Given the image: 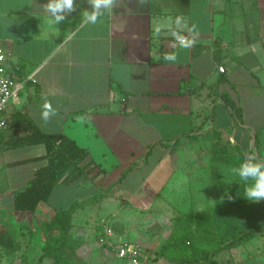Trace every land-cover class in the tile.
<instances>
[{
	"label": "crops",
	"instance_id": "crops-1",
	"mask_svg": "<svg viewBox=\"0 0 264 264\" xmlns=\"http://www.w3.org/2000/svg\"><path fill=\"white\" fill-rule=\"evenodd\" d=\"M47 3L0 0V44L19 76L33 74L5 113L0 221L4 195L14 209L15 193L46 163L45 145L25 141V118L45 133L74 139L105 171L94 180L56 184L39 216L90 199L74 219L102 201L114 217L129 202L150 208L156 197L167 205L185 195L189 207L212 214L206 228H192L201 246L264 230V221H240L243 210L264 200H247L245 182L232 172L253 153L264 159V0H113L111 13L101 8L95 23L84 18L89 0H74L76 11L56 25L48 23ZM222 93L235 101L242 121L220 97L214 101ZM45 101L54 110L47 118ZM229 186L242 202L217 207V189L229 193ZM236 247L238 256L227 251L233 248L219 252L218 264H238ZM263 247L256 254L264 256Z\"/></svg>",
	"mask_w": 264,
	"mask_h": 264
},
{
	"label": "trees",
	"instance_id": "trees-1",
	"mask_svg": "<svg viewBox=\"0 0 264 264\" xmlns=\"http://www.w3.org/2000/svg\"><path fill=\"white\" fill-rule=\"evenodd\" d=\"M217 97H220L231 110V113L239 121H242V112L228 94H219L214 98V101ZM214 114L215 110L213 116ZM21 121V127L28 130L26 143H42L46 148L44 155L46 163L35 171L34 177L27 187L14 195V213L16 215L29 213L32 217L30 221V242L33 247L24 251L21 264H44L47 258L52 261V264H91L85 257L80 255L78 249L81 237L76 236L73 231L76 210L83 206L85 202H89L90 199L76 200L65 208L56 209L49 218H44L43 221H35L33 217L38 207L49 201L54 186L59 182L71 184L79 179L90 178L94 180L105 171L101 168L100 163L90 159L89 149L80 146L74 139L65 134L45 133L29 119L21 118ZM132 168L131 165L125 170L119 181H122ZM216 178L217 185L223 186L219 182L220 177ZM232 187L229 186V193L226 190L222 193L220 188L217 189V207L233 206L242 202L237 201V195L233 193L236 190ZM118 221L114 219L113 222L116 231L119 229L118 224L120 222ZM177 221L182 222V229L171 241L163 245L160 251L174 264H218L216 255L222 250L242 245L255 236H264V230H241L235 232L226 240L217 241L210 248L197 245L196 234L192 229L193 226L198 230L204 229L211 224L213 220L210 211L194 209L182 214ZM18 246V238L8 225L2 221L0 223V250L10 254L14 253Z\"/></svg>",
	"mask_w": 264,
	"mask_h": 264
},
{
	"label": "rangeland",
	"instance_id": "rangeland-1",
	"mask_svg": "<svg viewBox=\"0 0 264 264\" xmlns=\"http://www.w3.org/2000/svg\"><path fill=\"white\" fill-rule=\"evenodd\" d=\"M161 196L163 199L168 198L167 194H162ZM184 196L179 195L178 198L175 196L176 202L174 204L168 202L170 203L169 205L168 203L165 205L164 202H160L162 199L158 201V197H156L154 204L150 208H144L140 205L137 207L136 203L129 202L128 205H123L124 209L120 210L118 214H114V217L111 216L112 214L107 215L112 211L108 209L109 207H106V202L102 201V206L99 208H97V202L89 204V207L77 212L74 219L73 231L76 236L81 237L78 249L80 255L85 257L91 264H128V261L116 255V251L113 248L99 243V237L103 232L101 219L103 217H111L113 221L114 219H119L122 222L118 224L119 229L115 230V234L119 236L121 233H126V237L133 240L136 239L141 243V260L144 264H174L166 256L162 255L160 251L163 245L171 241L182 229L181 224L177 222L178 218L185 212L195 209L194 205L189 207L188 201H186L188 198ZM198 205L202 204L199 203ZM260 205L254 210H243L244 216L243 214L241 215L240 221H264V204ZM2 206L4 213L2 212L1 215L4 214L3 220H5L3 222L8 225L18 238L19 246L14 253L10 254L0 250V264H21V257L24 251L33 247L30 242L31 216L29 213H21V215H28V218L24 216L21 218L16 217L12 199L8 195H4ZM195 207L197 208L196 205ZM52 213L49 211L45 214L42 213L44 217L36 213L35 219L36 221H43L44 218L50 217ZM126 221H130V223L125 225ZM212 239L209 238L208 241L203 242L202 246L213 247V243H210ZM197 245H200V243H197ZM263 246L264 236L253 238L251 244L247 243L237 246L236 248L241 250L239 252L241 256L238 259L240 260L241 258L243 260V262L242 260L239 261L238 264H262L264 256H261L262 253L256 254V252H258V249H262ZM234 250L233 248L227 251H232L234 256L236 254ZM234 262L237 263V259L231 260L229 264ZM44 264H52V261L47 258Z\"/></svg>",
	"mask_w": 264,
	"mask_h": 264
},
{
	"label": "built area",
	"instance_id": "built-area-1",
	"mask_svg": "<svg viewBox=\"0 0 264 264\" xmlns=\"http://www.w3.org/2000/svg\"><path fill=\"white\" fill-rule=\"evenodd\" d=\"M182 42L186 41V38L181 39ZM0 55H3L4 59L0 61V139L4 130L8 126V118L6 111L9 107L10 101L18 96L20 91L24 87L25 81L33 79V74L28 77H21L17 74L16 68L10 63V53L0 44ZM220 71L224 72L226 69L224 66L219 67ZM113 219L111 217H103L101 219V226L103 232L99 237V243L106 245L109 248H113L116 251V255L128 264H143L142 262V247L138 241L128 240L122 236L115 234L113 227Z\"/></svg>",
	"mask_w": 264,
	"mask_h": 264
},
{
	"label": "clouds",
	"instance_id": "clouds-1",
	"mask_svg": "<svg viewBox=\"0 0 264 264\" xmlns=\"http://www.w3.org/2000/svg\"><path fill=\"white\" fill-rule=\"evenodd\" d=\"M92 10L85 12V20L87 22L95 23L98 17L103 13L101 8L111 13V6L113 0H89ZM45 11L49 14L48 23L56 25L66 19V13L76 11L74 7V0H48L44 5ZM4 59L0 55V61ZM165 59H175L174 56H166ZM43 117L47 118L49 113L54 110L51 104L45 101ZM232 172L235 176L239 177L241 181L245 182L244 197L251 202H260L264 200V159L258 158L256 154H252L250 158L244 159L238 167H234Z\"/></svg>",
	"mask_w": 264,
	"mask_h": 264
}]
</instances>
